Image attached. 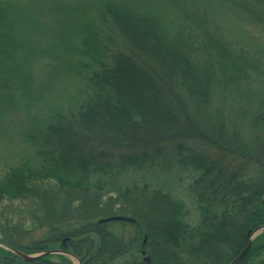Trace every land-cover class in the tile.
I'll return each instance as SVG.
<instances>
[{
	"label": "trees",
	"instance_id": "obj_1",
	"mask_svg": "<svg viewBox=\"0 0 264 264\" xmlns=\"http://www.w3.org/2000/svg\"><path fill=\"white\" fill-rule=\"evenodd\" d=\"M128 1L0 0V112L23 109L30 149L0 175V244L34 255L69 239L84 264H138L142 250L230 264L264 226V0H168L176 18L162 21L158 0ZM65 80L78 95L48 105ZM113 217L134 223L99 224ZM0 264L49 263L0 248ZM240 264H264V233Z\"/></svg>",
	"mask_w": 264,
	"mask_h": 264
},
{
	"label": "rangeland",
	"instance_id": "obj_2",
	"mask_svg": "<svg viewBox=\"0 0 264 264\" xmlns=\"http://www.w3.org/2000/svg\"><path fill=\"white\" fill-rule=\"evenodd\" d=\"M19 1L25 2L27 0H19ZM40 1L41 2H39V4H43L46 7L49 6L48 2H52V5H55L56 7L60 9H68V8L80 7V6L83 7L85 5H92L94 7L100 6L102 0H40ZM107 1L117 2V4H120V5L125 2V0H107ZM175 1L176 2L180 1L181 4L180 3L179 4L182 7H185L187 10H190L191 5H192V0H185V1L175 0ZM171 4L173 3L168 2V0H158L157 4L154 5L158 10L157 13L152 14L153 12L152 11L150 12L152 16L155 17L158 21H162L161 16H164L167 20L175 19L176 14L170 13L172 11L170 7ZM161 5L162 7L159 8L158 6H161ZM46 7L43 9L44 15H51L49 12H47ZM52 16H55V20L60 19V16L55 13H52ZM230 25H233L236 27L237 23L231 22ZM260 35L261 37L264 38V33L260 32ZM80 88H81V82L77 83L74 80L62 81L56 90L57 94L54 95L55 97L53 96L49 97L47 104L48 105L52 104L53 106V103L57 102V100L62 101V103L66 104L67 103L66 100L68 98L70 99L78 95V91ZM18 110L10 109L9 111L0 112V175L4 174L9 168L17 166L21 162V160L26 158V155L30 152V149L25 143V141L23 140V137L20 136L22 132H20L19 130L20 126L24 123L25 113L22 112L23 109H20L19 111ZM179 175L180 176L178 177L176 181L173 180L174 182L173 185L175 187V190H177L176 192L179 193L180 198L188 206L190 217L192 219V221L190 220V222L192 225H195L198 220V212H197L198 208H196L197 206L193 204V200L189 199L190 194L188 192V186H190V184L192 183V177L190 176V179H189V174H184L185 176L181 174ZM12 209H16L17 211H20L18 207H14ZM1 211L2 210H0V212ZM31 227H32V223H29L27 226V230H29ZM117 230H118V227H117ZM30 233L32 236H34L35 238L34 241L40 239L39 233L34 234L31 231ZM136 257L139 260L138 264H141L142 260H140L139 258L141 257L140 252L134 255L135 259ZM124 260L132 261L133 256L131 257L126 256L124 257ZM53 261L57 263L60 262L59 259H54ZM73 264H78V263L73 262Z\"/></svg>",
	"mask_w": 264,
	"mask_h": 264
},
{
	"label": "water",
	"instance_id": "obj_3",
	"mask_svg": "<svg viewBox=\"0 0 264 264\" xmlns=\"http://www.w3.org/2000/svg\"><path fill=\"white\" fill-rule=\"evenodd\" d=\"M263 205H264V198H263ZM103 222H111V223L128 222V223H134V221L132 219L123 218V217H113V218H109V219H107V220H105ZM263 232H264V226L263 227H259L254 232H252V231L249 232L250 239H249L247 247L231 264H239L247 256V254L250 252V250L252 248V245H253L254 239L258 235L263 233ZM146 243H147V238L145 239L143 244L146 245ZM0 248L6 249L7 251L11 252L12 254H14L15 256L20 258L23 262H34V261L43 259L44 257L52 256V255L56 254V255H66V256L70 257L71 259L73 258L74 260H76L77 263L82 264V262L77 257H75V256H73V255H71L69 253L63 252V251H48V252H45V253H42V254H39V255L30 256V255L23 254V253H21L19 251L13 250L11 248L5 247L3 244H0ZM143 255H145V253H143ZM144 262L146 264H150V259L146 258L144 260Z\"/></svg>",
	"mask_w": 264,
	"mask_h": 264
},
{
	"label": "bare ground",
	"instance_id": "obj_4",
	"mask_svg": "<svg viewBox=\"0 0 264 264\" xmlns=\"http://www.w3.org/2000/svg\"><path fill=\"white\" fill-rule=\"evenodd\" d=\"M105 220H107V219H102V220H100L99 221V224L100 225H109V224H111V222H103V221H105ZM117 223V222H116ZM121 223V222H120ZM123 223H126V222H123ZM68 240L69 239H64V241H63V246H62V248H63V250L65 249L66 251H70V249L68 248V246H66V243L68 242ZM76 242H78L79 243V241H77L76 240ZM12 249V248H11ZM3 250H5V251H7L6 249H3ZM13 250H15V249H13ZM57 250H59V249H54V250H52V251H57ZM17 251V250H16ZM9 252V251H8ZM11 253V252H10ZM70 253V252H69ZM71 255H73V254H71ZM73 256H75V255H73ZM60 257H64L63 255H56V254H54V255H52V256H47V257H44V258H48V263L49 264H53V263H57V262H55V261H53L54 259H59ZM76 257V256H75ZM43 258V259H44ZM78 258V257H77ZM79 259V258H78ZM60 260V259H59ZM69 260L71 261V262H76V260H74L73 258L71 259V258H69ZM81 262H82V264H84L83 263V261L81 260V259H79ZM79 264V263H78Z\"/></svg>",
	"mask_w": 264,
	"mask_h": 264
},
{
	"label": "flooded vegetation",
	"instance_id": "obj_5",
	"mask_svg": "<svg viewBox=\"0 0 264 264\" xmlns=\"http://www.w3.org/2000/svg\"><path fill=\"white\" fill-rule=\"evenodd\" d=\"M147 256H148V254L145 255V256H143L142 251H141V260H142L141 264H143V260H144V258L147 257Z\"/></svg>",
	"mask_w": 264,
	"mask_h": 264
}]
</instances>
